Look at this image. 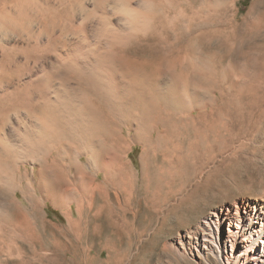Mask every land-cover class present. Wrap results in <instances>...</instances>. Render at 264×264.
<instances>
[{"label": "rangeland", "instance_id": "rangeland-1", "mask_svg": "<svg viewBox=\"0 0 264 264\" xmlns=\"http://www.w3.org/2000/svg\"><path fill=\"white\" fill-rule=\"evenodd\" d=\"M190 44L215 89L177 80L172 61ZM151 60L160 73L142 85ZM139 89L154 106L133 108ZM224 110L245 127L228 123L222 153L190 154ZM178 155L187 171L160 172ZM114 174L121 185L103 180ZM93 180L105 194L92 202ZM246 204L264 205V0H0V264H264L244 222L203 224Z\"/></svg>", "mask_w": 264, "mask_h": 264}, {"label": "bare ground", "instance_id": "bare-ground-1", "mask_svg": "<svg viewBox=\"0 0 264 264\" xmlns=\"http://www.w3.org/2000/svg\"><path fill=\"white\" fill-rule=\"evenodd\" d=\"M190 41V40H189ZM150 50H152V49H150ZM185 51L189 54L188 56H185V57H183L182 58V56L181 57H178V56H176L174 59H173V61H172V66L176 69V71H175V73H176V77H177V80L178 81H180V85H182L184 88H185V90L188 88V87H190V86H196V88H198V87H201V86H207V88L208 87H210L211 89H215V83H214V81H213V79H214V76H215V72H217L216 71V69L212 66V67H207L208 68V70H209V73H210V76H212L213 77V79H211V80H206L205 78H204V76L202 75V70L204 71V69L206 68V65L203 63L204 61L201 59V58H197L196 56L194 57L193 56V54L195 53L194 52V47L190 44V45H188V46H186V48H185ZM197 51V50H196ZM206 51V50H205ZM206 53H207V51H206ZM199 56V55H198ZM208 56V55H207ZM171 57V56H170ZM155 58V57H154ZM157 58V57H156ZM161 59V58H160ZM155 60V59H154ZM154 60H151V61H148V62H146V64L144 65V67H143V70L142 69H139V70H137V74H139V76L141 75V77H143V78H141L140 77V79H142V81H143V83H142V85H146V83H147V81H150V82H148L149 84L151 83V84H153L152 82H154L155 81V77L160 73V65L159 64H161V63H159L158 64V62H155ZM167 60V59H166ZM165 60V61H166ZM168 61V60H167ZM170 61V60H169ZM110 62V61H109ZM128 62V61H127ZM207 62V61H206ZM205 62V63H206ZM124 63H125V61H124ZM124 63H123V61H122V63H121V66H123V67H126L125 65H124ZM134 63V62H133ZM136 63V62H135ZM165 63V62H164ZM167 63V62H166ZM169 63V62H168ZM110 64V63H109ZM123 64V65H122ZM131 64V63H130ZM138 64H140V63H138ZM137 64V65H138ZM128 65V64H127ZM133 65V64H132ZM141 66H142V64H140ZM139 65V66H140ZM166 65V64H165ZM168 65V64H167ZM211 65V64H210ZM214 65V64H213ZM103 66V65H102ZM170 66H171V64H170ZM215 66V65H214ZM217 66V65H216ZM131 67V66H130ZM134 67V66H133ZM136 67V66H135ZM134 67V68H135ZM134 68H133V71H134ZM166 68H168L167 66H166ZM165 68V69H166ZM222 68H223V66H222ZM123 69V68H122ZM131 69V68H130ZM130 69H128L129 71H130V73H129V77L131 76V75H133V74H131L132 72H131V70ZM136 69H138L137 67H136ZM146 69H149V72H148V70H147V73H146ZM170 69V68H169ZM171 69H172V67H171ZM224 69H225V67H224ZM126 70H127V67H126ZM223 70V69H222ZM221 70V71H222ZM161 71H163V70H161ZM166 71V70H165ZM167 71H168V73L171 71V70H168L167 69ZM225 71V70H224ZM200 72H201V74H200ZM134 73V72H133ZM136 73V72H135ZM204 73H206V72H204ZM208 73V74H209ZM221 73V72H220ZM170 75H172V74H170ZM217 75H218V73H217ZM137 76V75H136ZM134 77V76H133ZM204 79H203V78ZM131 79H133L132 77H130ZM136 79H137V77H135ZM170 78V77H169ZM211 78V77H210ZM216 78V77H215ZM171 79V78H170ZM176 79V78H175ZM124 80V79H123ZM134 80V79H133ZM171 80H173V79H171ZM137 81V80H136ZM142 81H138V82H142ZM132 82H134V81H132ZM88 83V82H87ZM135 83V82H134ZM147 83V84H148ZM175 83V82H174ZM173 83V84H174ZM141 84V83H140ZM128 85V84H127ZM126 85V86H127ZM138 85V84H137ZM177 85V84H176ZM113 86V85H112ZM132 86H133V84H132ZM172 86V85H171ZM173 86H175V84L173 85ZM115 87V86H114ZM129 87H131V85L129 86ZM135 87V86H134ZM143 87V86H142ZM112 87H110V89H111ZM128 88V87H127ZM133 88V87H132ZM131 88V89H132ZM180 88H181V86H180ZM192 88V87H191ZM194 88V87H193ZM209 88V89H210ZM125 89H126V87H125ZM134 89V88H133ZM209 89H206V90H208L209 91ZM210 89V90H211ZM112 90V89H111ZM114 90V89H113ZM137 90V89H136ZM143 90V89H142ZM181 90H184L183 88H181ZM189 90H190V88H189ZM130 91H132V90H130ZM134 91H135V89H134ZM133 91V92H134ZM174 91V90H173ZM214 91V90H213ZM114 92V91H113ZM117 92V91H116ZM115 92V93H116ZM128 92V91H127ZM132 92V93H133ZM137 92H138V90H137ZM139 92H140V95L138 94V96H140V97H138L137 99H138V101L136 102V105H135V107H133V108H136V106H139V107H141V106H143V107H149V106H154L155 105V102H154V100H152L150 97H146V95H144V93H143V91L141 92L140 91V89H139ZM217 92V91H216ZM247 92V91H246ZM174 93H177V92H175L174 91ZM199 94V93H198ZM210 94H212V93H210ZM216 94V93H215ZM123 95H124V93H123ZM128 95V94H127ZM208 95V94H207ZM181 96V95H180ZM179 96V97H180ZM152 97V96H151ZM197 97H198V95H197ZM214 97V96H213ZM177 98V97H176ZM182 98V97H181ZM84 99V98H83ZM134 99V98H133ZM136 99V100H137ZM86 100V99H85ZM176 100V99H175ZM87 101V100H86ZM100 101V100H99ZM128 101V100H127ZM131 102H132V100H131ZM130 102V103H131ZM87 103V102H86ZM128 103V102H127ZM133 103V102H132ZM181 103V102H180ZM133 105V106H134ZM160 106V105H159ZM89 108H85L84 107V110L85 109H90V106H88ZM122 107V106H121ZM125 107V106H124ZM43 108V107H42ZM96 108V107H95ZM123 108V107H122ZM132 108V107H131ZM185 108V107H184ZM210 108V107H209ZM225 108H226V106H225ZM79 109V108H78ZM77 109V110H78ZM81 109V108H80ZM92 109V108H91ZM94 109V108H93ZM137 109V108H136ZM139 109V108H138ZM147 109H150V108H147ZM203 109V108H202ZM218 109V108H217ZM216 109V111H218ZM48 110H50L49 108H48ZM104 110V109H103ZM215 110V109H214ZM220 110V109H219ZM227 110L228 111H230L231 109H228L227 108ZM227 110H226V112H227ZM251 110V109H250ZM94 111H95V109L93 110V111H91L90 112V114L92 115L93 113H94ZM98 111V110H97ZM109 111H111V110H109ZM135 111V110H134ZM143 111V110H142ZM141 111V112H142ZM210 111H212L211 109H210ZM236 112L238 111V110H235ZM234 111V112H235ZM83 112H85V111H83ZM89 112V111H88ZM129 112H131V111H129ZM145 112V111H144ZM155 112V111H154ZM153 112V113H154ZM157 112H160V111H156V113ZM204 112V111H203ZM213 112V111H212ZM211 112V113H212ZM215 112V111H214ZM213 112V113H214ZM222 112V110H220V113ZM224 112H225V110H224ZM223 112V113H224ZM225 112V114H224V116L223 117H225L226 116V120L225 121H227V122H222L221 121V123L219 124V122L218 121H216L215 119L213 120V119H211V120H213V121H211V122H209V123H206L205 122V124H204V126H202V128L200 129V130H196L195 131V134H197V133H199V135H198V137L200 136L201 138H200V144H190V146H189V153L190 154H192V151H197L198 153L200 152V153H203L204 155H206V154H209L208 156H210L211 155V153H214V150L216 149V150H218V152H220V153H222L223 151H224V149L226 150V143H224V142H221L220 140H222V137H223V135L221 136V134H222V132L223 131H225L226 132V136L227 137H229L230 139L231 138H233L234 139V137L232 136L233 135V133H231V132H229L228 131V129H227V126H228V123L229 124H233V123H238V124H241V122L243 121L242 120V118H240L241 117V115H240V117H238L239 116V114H238V116L237 115H235V114H233L232 113V116L233 115H235L233 118H232V116L231 117H229L230 119H228L227 118V115L229 114V116L231 115L230 114V112L228 113H226ZM250 112V111H249ZM87 113V112H86ZM99 112H97V113H94L93 114V116H94V121L92 122V125H93V128L94 129H96L97 131H98V133H100V134H102V133H104V134H106V136H108V137H110V138H113L112 136H111V132H112V129H111V127H112V125L114 126L115 124H114V122H112V121H109V119H111V118H109V119H107L108 117H110V116H108V114H107V116L106 117H103V116H101V115H103V114H98ZM102 113V112H101ZM128 113V112H127ZM132 113V112H131ZM218 113H219V111H218ZM218 113H216V114H218ZM222 113V114H223ZM114 114V113H113ZM112 114V115H113ZM144 114V113H143ZM208 114V113H207ZM215 114V116L216 117H219L220 116V114H218V116ZM222 114H221V116H222ZM106 115V114H105ZM111 115V114H110ZM111 115V116H112ZM130 115V114H129ZM136 115V114H135ZM135 115H133V116H135ZM161 115H162V113L160 112V113H157L156 114V116H157V119H159L160 121L162 120V121H165V120H163L162 118H161ZM211 115H214V114H211ZM247 115H249L248 113H247ZM54 116V115H53ZM82 116H84V115H82ZM125 116H128V115H125ZM131 116H132V114H131ZM141 116V115H140ZM147 115H145V117H146ZM153 116V115H152ZM243 116H244V113H243ZM201 117V116H200ZM215 117V118H216ZM248 117V116H247ZM250 117L251 116H249V119H250ZM144 118V117H143ZM214 118V117H213ZM252 118V117H251ZM92 119V120H93ZM140 119V118H139ZM145 119V118H144ZM147 119V118H146ZM217 119V118H216ZM219 119H221V118H219ZM224 119V118H223ZM57 120V119H56ZM143 120V119H142ZM158 120V121H159ZM205 120V119H204ZM204 120L202 119V121L204 122ZM207 120V119H206ZM210 120V119H209ZM244 120H246V119H244ZM55 121V120H54ZM155 121V120H154ZM52 122H53V120H52ZM87 122V121H86ZM90 122V121H89ZM90 122V123H91ZM142 122V121H141ZM153 122V121H152ZM248 122H250L249 120H248ZM247 122V123H248ZM146 123V122H145ZM159 123V122H158ZM169 123H171V122H167V123H162L161 124V126H163V124L166 126V128L165 129H163L162 130V133H166V134H168V135H171V131H173V130H175L174 129V127L175 126H170V124ZM217 123L219 124V125H217ZM86 124V123H85ZM244 124H246L245 122H243L242 124H241V126H242V128L243 127H245L244 126ZM143 126V125H142ZM155 126V125H154ZM233 126V125H232ZM231 126V127H232ZM246 126H248V125H246ZM88 127H89V125H88ZM57 128V127H56ZM93 128H92V131H93ZM91 129V128H90ZM157 129V128H156ZM52 131V130H51ZM57 131V130H56ZM88 131H89V129H88ZM155 131V130H154ZM45 132H47V131H45ZM61 132V131H60ZM59 132V133H60ZM90 132V131H89ZM158 132V131H157ZM159 132L161 133V131L159 130ZM175 132V131H174ZM230 134H229V133ZM54 133V132H53ZM82 133V132H81ZM97 133V134H98ZM173 133V132H172ZM42 134H43V132H42ZM84 134V133H83ZM92 134H95V133H92ZM159 134V133H158ZM175 134V133H174ZM224 134V133H223ZM45 135V134H44ZM43 135V136H44ZM173 135V134H172ZM172 135H171V137H172ZM42 136V137H43ZM50 136V135H49ZM60 136V135H59ZM41 137V138H42ZM45 137V136H44ZM62 137V136H61ZM159 137L160 136H158V139H159ZM184 138V137H183ZM212 138V139H211ZM228 138V139H229ZM229 139V140H230ZM232 139V140H233ZM53 140V139H52ZM115 140H117V139H115ZM120 140V139H119ZM161 140H163V139H161ZM58 141V140H57ZM156 141H158V140H156ZM59 142H60V140H59ZM116 142V141H115ZM185 142V141H184ZM194 142V141H193ZM119 143H120V141H119ZM159 143V142H158ZM165 143V142H164ZM166 144H168V143H166ZM161 149V148H160ZM155 150V149H154ZM172 151L173 152H178L177 151V147H173L172 148ZM172 152V155H176L175 153H173ZM157 154V153H156ZM204 155H202V156H204ZM207 156V157H208ZM211 157V156H210ZM81 158V157H80ZM80 158H78L79 160H80ZM154 158V157H153ZM188 158H189V156H188ZM119 159H120V157L118 156V157H116V159H115V161L118 163V161H119ZM172 159V158H171ZM154 160V159H153ZM184 157L182 158V156H176V164L175 165H173V162L172 163H169L168 164V166H167V168L166 169H161L160 170V172L162 171L164 174H165V172H166V174H167V177L168 176H170V174H172L173 176L175 175V174H177L179 171H187L186 170V168H190V166H188V160H187V163H185L184 164ZM153 162V161H152ZM87 168V167H86ZM162 168H164V167H162ZM82 167H80L79 168V171L81 170L82 171ZM160 169V168H159ZM158 169V170H159ZM252 170V169H251ZM80 171V172H81ZM145 172V171H144ZM158 172V171H157ZM44 172H42V169H40V171H39V179H40V177H41V179L43 178V174ZM60 174V173H59ZM153 174H154V172H153ZM160 174V173H159ZM55 175V174H54ZM53 175V176H54ZM161 175V174H160ZM159 175V176H160ZM47 176V175H46ZM99 175H96V178L98 177ZM145 176V175H144ZM154 176V175H153ZM163 176V175H162ZM50 177H52V176H50ZM156 177H158V176H156ZM48 178V177H47ZM63 178V177H62ZM104 178V177H103ZM154 178V177H153ZM51 179V178H50ZM109 180V182L110 183H113L114 185H121L122 184V182L117 178V175H112V176H110L109 178L106 176L103 180ZM156 180V179H155ZM164 180H166V179H164ZM171 180V179H170ZM144 181L147 183L148 182V180H147V178L146 177H144ZM157 182H158V180H156ZM61 182V181H60ZM162 182V181H161ZM92 185H91V188H90V190L91 191H89L88 193H87V196H88V198H90V201H94L95 199H96V195H95V193H96V191L98 190V189H100L101 191H100V194H105V192H104V187L103 186H101V185H99L98 186V184L97 185H95V181L93 180L92 181ZM50 184V183H49ZM125 186V185H124ZM155 186H157V184L155 185ZM154 187V186H153ZM158 187H160V186H158ZM147 189V193H149V194H151V196H152V198L151 199H149V203L152 205V206H155L156 204H157V202H158V200H157V198L155 197V192L153 191L152 193H151V191H149V188H146ZM155 190V189H154ZM160 190V189H159ZM159 190H155V191H159ZM161 190H163V189H161ZM99 191V190H98ZM160 193H161V191H159V195H160ZM114 194H116L115 192H114ZM116 196H117V194H116ZM237 207V206H236ZM264 205H262V204H246V207H245V210H244V212H242V213H244V215H241V213L240 212H236L235 214H233L232 212H231V210H230V208H226V209H219L217 212H210V214H209V216L204 220V222H203V224L205 225V227L206 228H208V230H210V227H212V225L214 226V224H215V222L217 223V227H216V229L217 228H219V229H221V228H223L224 227V225H228L229 227H238L237 225H240V224H242L243 222H244V227H245V230L246 231H248L249 233H250V235H254L255 237H257L256 238V240L255 241H257L259 244H263L264 243ZM187 215V214H186ZM213 218H215V220H213ZM258 226H259V228H258ZM218 231V230H217ZM179 245H181V246H184V241L183 240H179ZM118 258H117V261L120 263V262H122V260L124 259V257H126V255L124 254V255H120V256H117Z\"/></svg>", "mask_w": 264, "mask_h": 264}]
</instances>
